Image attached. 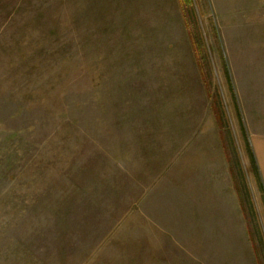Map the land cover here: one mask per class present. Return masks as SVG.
I'll list each match as a JSON object with an SVG mask.
<instances>
[{
    "label": "rangeland",
    "instance_id": "374dc122",
    "mask_svg": "<svg viewBox=\"0 0 264 264\" xmlns=\"http://www.w3.org/2000/svg\"><path fill=\"white\" fill-rule=\"evenodd\" d=\"M250 40L264 0H0V264H264Z\"/></svg>",
    "mask_w": 264,
    "mask_h": 264
},
{
    "label": "crops",
    "instance_id": "0c3cea01",
    "mask_svg": "<svg viewBox=\"0 0 264 264\" xmlns=\"http://www.w3.org/2000/svg\"><path fill=\"white\" fill-rule=\"evenodd\" d=\"M235 46L236 49L241 46L242 54L238 56L241 63L233 76L234 89L231 90L242 112L247 141L260 173V192L264 193V40L242 41Z\"/></svg>",
    "mask_w": 264,
    "mask_h": 264
},
{
    "label": "trees",
    "instance_id": "16d2710c",
    "mask_svg": "<svg viewBox=\"0 0 264 264\" xmlns=\"http://www.w3.org/2000/svg\"><path fill=\"white\" fill-rule=\"evenodd\" d=\"M192 2H193V0H180V4L182 5V6H186L187 7V5L189 4L190 6L192 5ZM246 144H247V147H248V150H249V153H250V159L253 161V163H254V159H253V155L251 156V154H252V151H251V148H250V146H249V143H248V141L246 142ZM233 173H234V170H233ZM235 174V173H234ZM243 204V203H242Z\"/></svg>",
    "mask_w": 264,
    "mask_h": 264
}]
</instances>
